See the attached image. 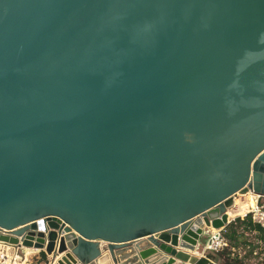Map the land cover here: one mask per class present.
<instances>
[{"label":"water","instance_id":"95a60500","mask_svg":"<svg viewBox=\"0 0 264 264\" xmlns=\"http://www.w3.org/2000/svg\"><path fill=\"white\" fill-rule=\"evenodd\" d=\"M237 196L264 197V0H0V246L196 264Z\"/></svg>","mask_w":264,"mask_h":264},{"label":"trees","instance_id":"16d2710c","mask_svg":"<svg viewBox=\"0 0 264 264\" xmlns=\"http://www.w3.org/2000/svg\"><path fill=\"white\" fill-rule=\"evenodd\" d=\"M253 200L254 198L247 196L246 203L239 205L235 213L229 214V218L231 219L235 216H241L245 214L248 210H250ZM238 229H241L240 233L238 232ZM224 230L225 239L234 241L235 244L233 247L237 246V240L240 237H243L244 233L255 234L257 240L264 244V229L260 227V225L253 223L250 214H247L243 219L236 218L234 221L228 224ZM214 255H217L220 258L222 264H243L242 260L239 259L236 254L231 253L230 250H226L225 248ZM196 264H215L214 256L208 254L205 257L200 258Z\"/></svg>","mask_w":264,"mask_h":264},{"label":"rangeland","instance_id":"374dc122","mask_svg":"<svg viewBox=\"0 0 264 264\" xmlns=\"http://www.w3.org/2000/svg\"><path fill=\"white\" fill-rule=\"evenodd\" d=\"M236 202L234 203V206L228 210V214L235 213L238 209V206L242 203H246L247 196H237ZM257 201H255V204L264 211V197L257 198ZM251 213V209L248 210L244 215H247ZM235 216L232 219L236 218H243V216ZM231 219V220H232ZM238 232H241V229H238ZM234 241H229L226 239V247H224L226 250H230L231 253L236 254L239 259L242 260L243 264H264V244L259 242L256 238V235L253 233H244L243 237H240L237 240V246H234ZM2 246H0L1 248ZM204 247V246H203ZM203 247L202 250L199 251V254L196 255L197 257H205L208 255V253L203 254ZM3 248V247H2ZM252 251V252H251ZM3 251H0V253ZM4 254H7V256H10L9 249L6 248ZM1 255V254H0ZM3 255V253H2ZM200 255V256H199ZM211 255V254H209ZM214 256V263L215 264H222L220 261V258L217 255Z\"/></svg>","mask_w":264,"mask_h":264},{"label":"built area","instance_id":"2783aa9c","mask_svg":"<svg viewBox=\"0 0 264 264\" xmlns=\"http://www.w3.org/2000/svg\"><path fill=\"white\" fill-rule=\"evenodd\" d=\"M258 197L255 198V201H257ZM251 215V219L253 221V223H256L258 225H260V227H262L264 229V211L261 210L256 204H255V208L251 209V213H249ZM246 215L243 216V218ZM240 218V219H243ZM230 223L232 221H234L235 219H229ZM229 223V224H230ZM225 230L220 229V230H212V232L208 235L204 247H203V254L204 253H208L211 255L216 254L217 252L221 251L224 249V247H226V239H225ZM203 258V257H201Z\"/></svg>","mask_w":264,"mask_h":264},{"label":"crops","instance_id":"0c3cea01","mask_svg":"<svg viewBox=\"0 0 264 264\" xmlns=\"http://www.w3.org/2000/svg\"><path fill=\"white\" fill-rule=\"evenodd\" d=\"M212 232V230H205V234L200 238V240H199V244H198V246H197V249H196V255H198L199 254V251H201L202 250V247L204 246V244H205V241H206V239H207V237H208V235L210 234ZM5 250H6V248H0V251H3V252H1L0 254V259L2 258V256H4V255H7V254H4V252H5ZM10 251V256H8L9 258H11L12 259V262H11V264H29V262L27 261V260H25V259H22L21 257H20V253L19 252H17L16 251V253H15V250H9ZM2 253H3V255H2ZM24 253V252H23ZM26 253L28 254V251H26ZM25 253V254H26ZM200 256V255H199ZM201 258V257H200ZM175 264H182V263H180V262H176Z\"/></svg>","mask_w":264,"mask_h":264},{"label":"bare ground","instance_id":"6f19581e","mask_svg":"<svg viewBox=\"0 0 264 264\" xmlns=\"http://www.w3.org/2000/svg\"><path fill=\"white\" fill-rule=\"evenodd\" d=\"M236 201V200H235ZM253 208H255V198H254V200H253V202H252V204H251V208L250 209H253ZM244 215V214H243ZM242 216V215H241ZM232 219V218H231Z\"/></svg>","mask_w":264,"mask_h":264}]
</instances>
